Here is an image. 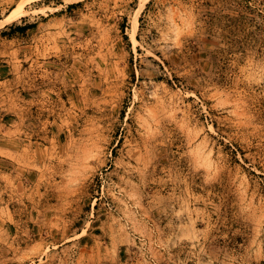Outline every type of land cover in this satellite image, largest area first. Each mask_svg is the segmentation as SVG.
Listing matches in <instances>:
<instances>
[{
    "label": "rangeland",
    "instance_id": "rangeland-1",
    "mask_svg": "<svg viewBox=\"0 0 264 264\" xmlns=\"http://www.w3.org/2000/svg\"><path fill=\"white\" fill-rule=\"evenodd\" d=\"M0 264H264V0H0Z\"/></svg>",
    "mask_w": 264,
    "mask_h": 264
},
{
    "label": "bare ground",
    "instance_id": "bare-ground-1",
    "mask_svg": "<svg viewBox=\"0 0 264 264\" xmlns=\"http://www.w3.org/2000/svg\"><path fill=\"white\" fill-rule=\"evenodd\" d=\"M22 9H23V4H21V5L19 6V10H18V8L14 9V10L12 11V13H11L9 16H7V20L12 19V18H14V17H16V16H17V17L20 16V15L23 13ZM138 23H139V21H138V18L136 17L135 20H134V30H137V28H138ZM133 37H134V36H133ZM134 38H135V37H134Z\"/></svg>",
    "mask_w": 264,
    "mask_h": 264
}]
</instances>
